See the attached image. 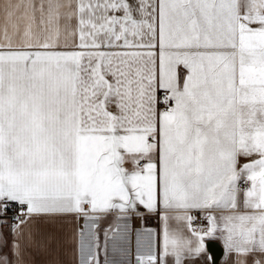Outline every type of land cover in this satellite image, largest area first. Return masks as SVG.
<instances>
[{
	"label": "snow or ice",
	"instance_id": "1",
	"mask_svg": "<svg viewBox=\"0 0 264 264\" xmlns=\"http://www.w3.org/2000/svg\"><path fill=\"white\" fill-rule=\"evenodd\" d=\"M70 219L74 264H264V0H0V264Z\"/></svg>",
	"mask_w": 264,
	"mask_h": 264
},
{
	"label": "crops",
	"instance_id": "2",
	"mask_svg": "<svg viewBox=\"0 0 264 264\" xmlns=\"http://www.w3.org/2000/svg\"><path fill=\"white\" fill-rule=\"evenodd\" d=\"M111 220L102 222V228L106 227L107 224L111 223ZM83 225V220L79 222L72 221L71 219L65 224L64 228L61 230L60 239L54 249H50L49 251L39 250L33 251V255L29 257V260L33 262V264H74V256L73 251L75 249V240L73 239L76 234V229ZM131 227L133 229H140L142 227L158 229L159 228V220L156 216L152 214L145 213L144 219L141 220L139 217H136L131 222ZM221 248V254L218 259V264H226L227 261V253L223 247L221 241L216 240ZM209 241H206L208 244ZM109 259L114 260L116 264H122V262L131 261L134 264V255L136 248L135 237L131 241V244H125L124 247L127 249V253H122L119 250L113 252L111 248V241L109 242ZM208 256H212L211 251H208ZM211 264V262H209Z\"/></svg>",
	"mask_w": 264,
	"mask_h": 264
},
{
	"label": "water",
	"instance_id": "3",
	"mask_svg": "<svg viewBox=\"0 0 264 264\" xmlns=\"http://www.w3.org/2000/svg\"><path fill=\"white\" fill-rule=\"evenodd\" d=\"M208 245H209V250L212 253L213 260L215 261V264H218V259L222 251L220 244L217 241H209Z\"/></svg>",
	"mask_w": 264,
	"mask_h": 264
},
{
	"label": "built area",
	"instance_id": "4",
	"mask_svg": "<svg viewBox=\"0 0 264 264\" xmlns=\"http://www.w3.org/2000/svg\"><path fill=\"white\" fill-rule=\"evenodd\" d=\"M9 216H11V213H9Z\"/></svg>",
	"mask_w": 264,
	"mask_h": 264
}]
</instances>
